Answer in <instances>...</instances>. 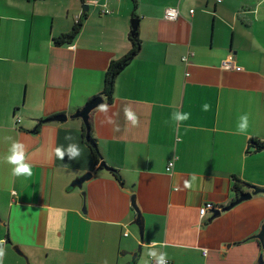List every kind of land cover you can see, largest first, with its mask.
<instances>
[{
    "label": "crops",
    "instance_id": "obj_1",
    "mask_svg": "<svg viewBox=\"0 0 264 264\" xmlns=\"http://www.w3.org/2000/svg\"><path fill=\"white\" fill-rule=\"evenodd\" d=\"M99 1L109 14L84 0H0V264H150L149 251L170 264H255L259 254L264 264L258 242H243L264 221V195L199 217L206 203L234 200L233 178L264 187V150L250 147L264 141V0ZM167 8L175 21L164 20ZM77 20L73 42L55 46ZM132 20L138 53L111 103L101 96L89 115L119 185L94 164L80 120H46L100 96L107 65L129 49ZM230 54L237 69L222 70ZM13 141L31 176L11 174ZM70 145L79 155L57 158Z\"/></svg>",
    "mask_w": 264,
    "mask_h": 264
},
{
    "label": "water",
    "instance_id": "obj_2",
    "mask_svg": "<svg viewBox=\"0 0 264 264\" xmlns=\"http://www.w3.org/2000/svg\"><path fill=\"white\" fill-rule=\"evenodd\" d=\"M83 9L86 11L87 6L84 5ZM130 28H131V32L136 31L137 20H132L130 22ZM103 103H104L103 98L101 96H96L93 99H91L90 101H88L86 104H84L83 107L76 110L70 116H66V115L56 116V117L49 119V120H46V121L64 122L67 119H78V120H80L83 124V127H84V141L90 146V148L92 150H94L96 153H98L96 144H95L94 140H92V137H91L89 115L93 110H95L96 108L101 106ZM98 155H99V153H98ZM99 157H100V155H99ZM98 166H99V168L106 170V171L111 170L101 160V157H100V163ZM91 177H92V174L90 172H87L83 176H81L80 178L75 180L71 184V186L80 187L84 182L90 180ZM256 195H264V187L260 188V187H256V186H251L249 189V192L240 193L238 195V197L235 198L232 202H230L227 206H225L223 208H217V209L215 208L213 211H211L210 212V214H211L210 220L213 219L214 217L218 216L221 212H226V211L230 210L231 208H233L234 206L238 205L239 203L246 201V200H248L251 197L256 196ZM134 199L135 198L133 195L130 196V206H131L133 212L135 213V220L133 223L138 228L140 239H142V228H143L142 227V218H141V213H140L138 207L136 206ZM82 212H84V208L82 209ZM249 240L257 241L259 246H260V249L261 250L264 249V221L260 225L259 230L255 234H253L252 236H250L249 238L244 240L243 242L249 241ZM17 253H19V255H21V253L18 250H17ZM255 264H263L262 254H259Z\"/></svg>",
    "mask_w": 264,
    "mask_h": 264
},
{
    "label": "trees",
    "instance_id": "obj_3",
    "mask_svg": "<svg viewBox=\"0 0 264 264\" xmlns=\"http://www.w3.org/2000/svg\"><path fill=\"white\" fill-rule=\"evenodd\" d=\"M80 22L77 20L75 22L74 27L72 30L66 34H62L55 39H53V43L55 46H63V45H69L73 42V40L77 37V35L80 32ZM128 42H129V49L128 51L120 58L113 60L109 62V64L106 67L104 77H103V84L102 89L100 92V96H102L106 103H111L112 101V94H113V87H114V81L117 75L128 66V64L132 61V59L136 56L138 53L139 47H140V40L137 36V32H131L128 36ZM93 140V139H92ZM88 148L91 151V154L93 156L94 164L97 165L100 163V157L98 153H96L94 150L90 148V146L87 144ZM250 147L254 149V151H263L264 150V141L260 142L258 140H252ZM113 178L116 180V182L119 185H122V179L118 172L116 170L111 169L110 170ZM250 185L246 184L245 182L233 178V184H232V192L234 194V199L238 197L240 193H244V191H248L250 189Z\"/></svg>",
    "mask_w": 264,
    "mask_h": 264
},
{
    "label": "clouds",
    "instance_id": "obj_4",
    "mask_svg": "<svg viewBox=\"0 0 264 264\" xmlns=\"http://www.w3.org/2000/svg\"><path fill=\"white\" fill-rule=\"evenodd\" d=\"M126 116L129 120L135 121V117L131 112L126 111ZM178 119H186L187 114H184L183 116H178ZM247 127V116H241L240 117V123L238 125V129L243 132ZM65 153L68 154L70 158H75L79 155V149L75 145H70L65 150H61L60 148L55 149V155L57 158L63 159ZM5 161L12 165L11 168V174L13 176H21L24 175L26 177L32 175V169L31 166L24 162L25 155L23 150V145L13 141L8 148V153L4 157ZM187 184V182H186ZM149 257H154L156 260V264H166L165 254L161 253L157 255L155 251H149L148 252ZM147 264V262H146Z\"/></svg>",
    "mask_w": 264,
    "mask_h": 264
},
{
    "label": "built area",
    "instance_id": "obj_5",
    "mask_svg": "<svg viewBox=\"0 0 264 264\" xmlns=\"http://www.w3.org/2000/svg\"><path fill=\"white\" fill-rule=\"evenodd\" d=\"M215 1L216 3H219L220 0H212ZM86 5H93L95 7H100L102 8L100 13L107 15L109 14V11L105 9V5L103 3H100L99 0H84ZM189 13H192V11H190ZM178 17V11L175 8H167L164 10L163 12V18L166 21H175ZM192 56V53H187L185 54L182 58L181 61L182 63H186L187 59ZM220 68L222 70H234L237 69L235 64H234V60H233V56L230 54L228 55L226 58H224L221 62H220ZM172 166V163H168L167 167H166V171H169L170 167ZM215 209V207L213 206V204L211 203H206L204 204L200 209H199V217H203L206 213L211 212ZM126 236V235H125ZM205 254V252H204ZM150 264H156V260L155 259H150ZM166 264H170L167 260H166Z\"/></svg>",
    "mask_w": 264,
    "mask_h": 264
}]
</instances>
